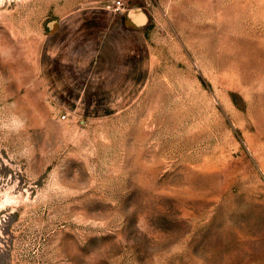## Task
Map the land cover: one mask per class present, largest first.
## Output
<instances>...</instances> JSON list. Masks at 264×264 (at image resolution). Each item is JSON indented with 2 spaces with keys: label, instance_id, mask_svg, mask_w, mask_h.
<instances>
[{
  "label": "rangeland",
  "instance_id": "374dc122",
  "mask_svg": "<svg viewBox=\"0 0 264 264\" xmlns=\"http://www.w3.org/2000/svg\"><path fill=\"white\" fill-rule=\"evenodd\" d=\"M0 0V264H264V0Z\"/></svg>",
  "mask_w": 264,
  "mask_h": 264
},
{
  "label": "built area",
  "instance_id": "2783aa9c",
  "mask_svg": "<svg viewBox=\"0 0 264 264\" xmlns=\"http://www.w3.org/2000/svg\"><path fill=\"white\" fill-rule=\"evenodd\" d=\"M124 6V2L122 0H117L114 3V9L115 10H121Z\"/></svg>",
  "mask_w": 264,
  "mask_h": 264
}]
</instances>
